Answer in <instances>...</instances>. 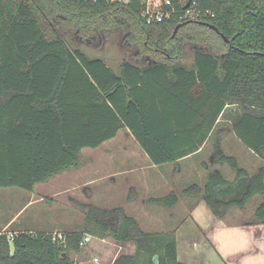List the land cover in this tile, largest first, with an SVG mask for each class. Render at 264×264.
I'll use <instances>...</instances> for the list:
<instances>
[{
	"label": "trees",
	"instance_id": "16d2710c",
	"mask_svg": "<svg viewBox=\"0 0 264 264\" xmlns=\"http://www.w3.org/2000/svg\"><path fill=\"white\" fill-rule=\"evenodd\" d=\"M140 1L0 0V188L32 192L36 183L77 167L83 148L128 129L155 165L175 163L211 139L212 164L227 165L233 180L209 166L203 185L192 183L183 193L200 196L218 219L264 193V164L249 173L221 143L228 129L264 162V0L257 6L254 0H170L174 13L150 25ZM193 1L216 28L187 23L172 37ZM52 21L81 37L126 26L137 31L130 30L132 39L149 36L147 48L158 60L122 61L117 74L103 59L71 49ZM235 34L230 43L222 37ZM186 43L191 68L173 62ZM227 105L239 109L224 128ZM73 200L83 215L80 231L65 232L63 240L45 232L18 231L12 239L1 233L0 264H75L70 252L85 234L134 242V252L120 253L112 264H190L178 259L173 232L143 230L123 206ZM153 201L170 207L178 197L170 192ZM251 223L264 224V201Z\"/></svg>",
	"mask_w": 264,
	"mask_h": 264
},
{
	"label": "rangeland",
	"instance_id": "374dc122",
	"mask_svg": "<svg viewBox=\"0 0 264 264\" xmlns=\"http://www.w3.org/2000/svg\"><path fill=\"white\" fill-rule=\"evenodd\" d=\"M110 1L124 3V1L122 0ZM155 2L156 0L150 1V11L155 8ZM51 28L64 39V41L71 49L79 48L91 58L98 57L103 59L105 63L117 74L120 72V64L122 61H129L131 63L142 66L150 62L149 60H158V58L153 55L151 50L147 48L148 40L150 39L149 36L146 35L139 40L132 39L130 33V30L132 29H129L126 26H119L117 28L112 27L111 29L104 28V31H94L91 32L89 36L85 37H81L74 31L62 28L56 21L51 22ZM180 28L181 27H179L176 31L175 28L172 30V37L175 36L176 32H178ZM132 31L133 33L137 32L134 29ZM173 62L179 63L186 68H191L193 66V49L190 43H186L185 45H183L182 53L179 57L174 58ZM233 108L235 109L232 110ZM238 109L239 107L236 105H234V107L227 108V110L220 118L219 126H223L224 128H226V126L229 127L232 122L235 121V114H237ZM117 138L120 139V146V144L123 143L124 138L122 135ZM117 145L118 144L116 143L113 145V141L111 140L110 143H106L104 147H100L98 149L85 148L79 154L78 166L75 168H71L67 172H63L57 176L67 178L73 182H76L78 181V177L80 178L82 176H87V174L93 172V170L95 169H93L92 166H95V172L104 175L101 176V178L104 179L94 183L95 185H92L90 189L91 193L93 192L92 198H90L93 205L104 208L123 206L129 214L136 217L143 230L149 232H173L175 238H178L179 256L182 261L190 262L192 264H206L209 263L208 260H211L208 258V256H212L215 263L211 264H223L221 260L222 256L220 253H218V255L221 259L217 258L214 254H211V252L213 251L208 250L207 254L205 247L206 245H201L206 239V228L204 227V225L209 223H207L206 220H203V223L201 225V223H198L188 215L189 213L187 212L188 210H190L191 205L186 203L188 198L183 193L185 185L172 190V192L175 193L178 198H180L181 202L175 207L178 214V219L170 225L168 220L169 211L166 209V206H161L155 203L151 206L142 204V194L140 191L138 200L134 204L125 203L123 205L121 204L123 202L120 203V201H123V199H113V197L109 198V196L107 197V195L102 194H107L109 192L113 194V191H115L116 194H120L122 192V188H114V190L113 187L111 190L102 189V187L107 186L108 182L110 181L105 173L113 171V168L118 169V167H120L121 165L119 159V161H117L116 159L113 162V156H111L113 155V149L119 148V146ZM210 150L211 149L209 148V150L206 151V154H203L202 160L204 164H209V166L212 168H222L224 170L225 178L231 179L230 177H232V174L234 173L227 165L212 164L209 157ZM236 150L237 147L233 146L231 141H228L227 151ZM134 151L135 152L132 154H134L135 157L131 158L126 166L129 169H136V162H138L139 165L140 163H143V159H140L136 150ZM87 162H89V164ZM85 163H87V166H90L88 172H85L87 171V169L84 168ZM98 176H100V174ZM55 180H57V177H54L51 179V181H49V190H47L45 185L38 183L34 186L32 192L26 191L19 187L0 188V219L8 220L10 217H13L21 211L20 213L22 214L20 215L19 213V221L26 220L30 222V225L31 223L32 225H34L39 222L41 226L45 225L47 227H50L51 224L55 223L56 228H59V234H64L66 231L72 229H82V211L80 210V206L78 204H74L73 198L71 200L67 199L66 194L60 197H49V194L53 193L52 183L55 182ZM162 189L160 190V192L162 191L161 193L163 194V196H166L171 192V190H169L167 187ZM120 196L122 197V195ZM197 197L198 198H196L195 201H198L200 199V196ZM77 201L82 202L80 200ZM202 205L204 208H206V211L210 216L209 219L215 220L216 216L210 211V209L206 207L203 201ZM255 206V202H253V200H250V202L248 201L246 206H244L243 208H239L236 206L230 207L226 213V218L228 217L231 223H239L240 221H249L247 223H251L252 217H250L249 219L247 218L250 214L252 216ZM47 227L43 228L46 229ZM97 239L91 236L90 241H88L85 245H79L78 249L70 252V257L74 260L75 264H94V258H98V264H111L120 253H133L134 242L132 241L121 243L115 241L110 236L102 238L104 239L103 241L101 240V238ZM188 241H193V243H190V247L188 246ZM197 244L199 245L197 246ZM190 248H193V250L190 251ZM153 259H156V257H154Z\"/></svg>",
	"mask_w": 264,
	"mask_h": 264
},
{
	"label": "crops",
	"instance_id": "0c3cea01",
	"mask_svg": "<svg viewBox=\"0 0 264 264\" xmlns=\"http://www.w3.org/2000/svg\"><path fill=\"white\" fill-rule=\"evenodd\" d=\"M230 107H234V105H227V108ZM234 109L235 108H233L232 110ZM121 135L123 136L124 139H123V143L120 144L119 146L120 139L117 137H120ZM111 140L113 141V145L116 143L118 144L117 146H119L118 149H113V155H111L113 156V162L116 159L117 161L120 160L119 162L121 163V165L120 167H118V169L113 168V171H110L109 173H105V175L107 176V178L110 179V181L108 182V185L102 187V189L111 190L113 187L114 190V188L117 189L122 188L121 189L122 192L120 194H116L115 191H113V194L111 192L107 194L106 193H102V194L107 195V197L109 196V198L113 197V199L114 198L123 199V201L122 200L120 201V203L123 202L121 203L122 205L125 203L134 204L138 200V197L140 195L139 191L142 194V198H141L142 204H147L151 206L154 205L155 203L153 199L163 196V194L161 193L162 191L160 192L162 188L167 187L172 192V190L177 189L182 185H185L184 188H187L192 183H196L199 186L203 185L204 178L207 173L206 169L209 167V164L204 165L202 157L203 154H206V151H208L209 148L211 149L210 150V154H211L212 151L211 139L206 140L205 143H203V145L196 152L191 153L185 157H182L181 159L177 160L175 163H166L161 165H155L150 161L147 154L141 149V147L139 146L137 141L133 138V136L131 135L128 129H121L115 137L107 141H104L99 147L93 149L104 147V145H106V143H110ZM228 141H231L233 146L237 147L236 151H227ZM221 143L224 152L235 156L237 158V162L239 166H242L245 169H247L249 173H253L259 166L264 164L263 160L258 155H256L251 149L247 148L243 143H241V141L238 138H236L234 134L231 133L228 129L225 135H222ZM84 149L85 148H83L82 150ZM134 150L137 151V154L139 155L140 159H143V161L141 160L143 163H140L139 165V163L136 162L137 163L136 169H129L126 166L128 162L131 160V158L135 157L134 154H132L135 152ZM87 163L89 164V162ZM87 163H85L86 166L84 165V168L87 169V171L85 172H88V169L90 168V166H87ZM92 168L96 170L95 166H92ZM216 168L220 169L224 175V170L222 168L220 167H216ZM95 170L87 174V176H82L80 178L78 177V181L76 182H73L67 178L57 176L63 172L68 171V170H64L58 174L51 176L45 182H40L38 184L45 185L47 190H49L50 188L49 181H51L52 178L57 177V180H55V182L52 183L53 193L49 194L50 198L54 196L60 197L66 194L67 199L69 200L73 198L80 200L83 203L93 204L91 202L92 200H90V198H92L93 192L91 193L90 189L92 185H95L94 183L104 179L101 178V176L104 175L95 172ZM99 174L100 176H98ZM232 175L233 176L230 177L231 179L228 180H233L234 174ZM120 195H122V197ZM186 197L188 198L186 203L191 205L190 210H188L187 212L189 213L188 215L198 223H201V225L203 223V220H206L207 223H209L204 225V227L206 228L205 229L206 239L203 241L204 244L203 243L201 244V245H206L205 247L207 254H208V250H210L213 251L211 252V254H214L217 258H219L218 253H220L222 259L221 258L219 259L222 260L223 264H264V224L247 223L249 221H240L239 223H231L228 217L226 218L227 215H225L224 218L222 219L215 218V220L214 219L210 220L209 219L210 216L207 213L206 208L203 207L201 199L195 201V199L198 197L189 196V195H186ZM250 200L251 201L253 200V202H255V204L257 205L259 202L264 201V193L253 195L249 199V202ZM180 202H181L180 198H178V201L173 206L166 207V209L169 211L168 214L169 225L173 224L174 221L178 219L177 218L178 214L176 212L175 207ZM20 212H18L13 217H10L8 220L0 219V234L1 233L7 234V232L16 233L18 231H29L34 233L45 232V233H51L53 236L55 235L62 236V233L61 234L58 233L59 228H56L55 223L51 224L50 227H47L45 225L41 226L39 222H37L34 225H32L31 223L30 225V222L26 220L19 221L18 218ZM21 214L22 213H20V215ZM250 217H252L251 214L248 216L247 219H249ZM43 227H47V228L44 229ZM80 230L81 228H77V229L68 230L66 232H73ZM94 238L97 239V237ZM101 240L103 241L104 239ZM176 240H177L178 259L182 261L179 256L178 238ZM188 243H189L188 246L190 247V243H193V241H188ZM199 244H197V246ZM133 248H134L133 249L134 252L135 244H133ZM191 250H193V248H190V251ZM208 258L211 260H208L209 263L206 264L215 263L214 258L212 256H208ZM186 263H190V262H186Z\"/></svg>",
	"mask_w": 264,
	"mask_h": 264
},
{
	"label": "built area",
	"instance_id": "2783aa9c",
	"mask_svg": "<svg viewBox=\"0 0 264 264\" xmlns=\"http://www.w3.org/2000/svg\"><path fill=\"white\" fill-rule=\"evenodd\" d=\"M124 1V4L128 3L130 0H122ZM151 0H141L140 3L142 5V10H141V17L144 19L145 24L150 25L153 23H158L163 21L164 19H168L175 11L174 6L170 0H156L155 2V8L150 11L149 10V3ZM179 3H184L185 0H178ZM209 14L208 10H200L196 2L193 1L192 4L185 8L182 13L179 14L178 16V22L182 23L188 20H200L203 21L207 15ZM7 236L9 239H12L14 236L13 232H7ZM58 237L59 239L63 240V237L58 235V236H53ZM91 235L86 234L84 237L81 239L79 242L80 246L85 245L86 242L90 241ZM94 261L96 264H98V258H94Z\"/></svg>",
	"mask_w": 264,
	"mask_h": 264
},
{
	"label": "water",
	"instance_id": "95a60500",
	"mask_svg": "<svg viewBox=\"0 0 264 264\" xmlns=\"http://www.w3.org/2000/svg\"><path fill=\"white\" fill-rule=\"evenodd\" d=\"M254 2H255V4H256L257 0H254ZM187 6H188V4H186L185 7H187ZM192 22L199 23V24H203V25L209 26V27L214 28V29L216 28L214 25H212V24H210V23H208V22H206V21H200V20H188V21H185V22H182V23L177 24V25L175 26V31H176L179 27H181V26H183V25H185V24H187V23H192ZM239 33H241V32H237V34H239ZM235 36H236V34L233 35L231 38H227L226 36L222 35L223 39H224L226 42H228V43H230V42L234 39Z\"/></svg>",
	"mask_w": 264,
	"mask_h": 264
},
{
	"label": "flooded vegetation",
	"instance_id": "af4514ba",
	"mask_svg": "<svg viewBox=\"0 0 264 264\" xmlns=\"http://www.w3.org/2000/svg\"><path fill=\"white\" fill-rule=\"evenodd\" d=\"M256 6H257V3L255 4ZM243 18H241V20H242Z\"/></svg>",
	"mask_w": 264,
	"mask_h": 264
}]
</instances>
